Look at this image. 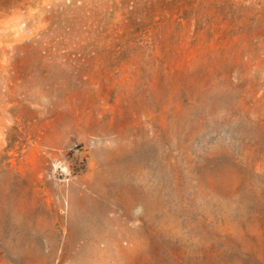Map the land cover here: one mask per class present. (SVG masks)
<instances>
[{
	"label": "rangeland",
	"instance_id": "obj_1",
	"mask_svg": "<svg viewBox=\"0 0 264 264\" xmlns=\"http://www.w3.org/2000/svg\"><path fill=\"white\" fill-rule=\"evenodd\" d=\"M0 264H264V0H0Z\"/></svg>",
	"mask_w": 264,
	"mask_h": 264
}]
</instances>
